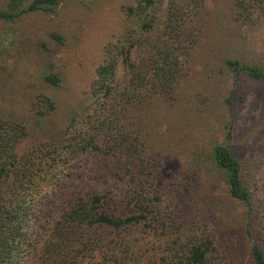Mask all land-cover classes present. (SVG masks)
Masks as SVG:
<instances>
[{
  "label": "rangeland",
  "instance_id": "obj_1",
  "mask_svg": "<svg viewBox=\"0 0 264 264\" xmlns=\"http://www.w3.org/2000/svg\"><path fill=\"white\" fill-rule=\"evenodd\" d=\"M0 1L4 7L9 0ZM57 1L52 13L0 19V119L26 126L16 149L18 156L33 155L34 174L43 170L42 157L52 142L45 128L51 117L45 124L34 117L40 94L55 102L50 123L59 124L68 108H78V96L89 90L106 42L135 26L124 14L135 0ZM190 20L198 35L172 97H152L138 111L146 153L163 164L153 187L155 205L169 221L179 214L187 232L212 242L213 264H253L252 244L264 248V81L234 74L225 61L237 59L264 69V0H203ZM46 74H57L58 86L45 83ZM127 122L130 129L131 119ZM227 126L232 153L256 176L249 220L244 207L227 195L224 173L211 160ZM62 145L56 146L58 159L65 156ZM53 163L47 157L46 165ZM119 165L118 174L123 172ZM54 167V186L44 187L43 219H56L67 208V197L76 192L102 193L113 185L120 193L125 189L114 174L90 184L88 175L102 168L98 156L81 155L67 164L56 161ZM38 224L47 225L42 220ZM143 236L156 241L152 232Z\"/></svg>",
  "mask_w": 264,
  "mask_h": 264
},
{
  "label": "trees",
  "instance_id": "obj_2",
  "mask_svg": "<svg viewBox=\"0 0 264 264\" xmlns=\"http://www.w3.org/2000/svg\"><path fill=\"white\" fill-rule=\"evenodd\" d=\"M57 5V0H9L0 5V19L11 22L28 13H52ZM202 7L203 0H135L124 9L135 26L103 46L89 90L78 96V108H68L59 124L50 123L57 106L40 94L34 117L40 124L51 117L45 128L52 142L39 173L31 171L33 155L18 156L16 149L26 126L0 119V264H213L212 242L187 232L179 214L169 221L155 205L153 187L163 164L146 153L138 114L152 97H172L198 35L190 19ZM225 64L234 74L264 81V69L258 66L237 59ZM43 81L58 86L60 77L46 74ZM226 102L230 105L229 98ZM226 129L224 141L213 146L211 160L224 173L227 195L244 207L249 220L256 176L232 153ZM58 143L65 149L60 159ZM81 155L102 161V168L88 175L90 184L114 174L124 191L113 185L102 193L76 192L67 197V208L56 219H43L44 187L54 186L56 161L67 164ZM47 157L52 165H46ZM117 164L123 167L120 174ZM148 231L156 241L144 238ZM250 253L253 264H264V248L254 243Z\"/></svg>",
  "mask_w": 264,
  "mask_h": 264
}]
</instances>
